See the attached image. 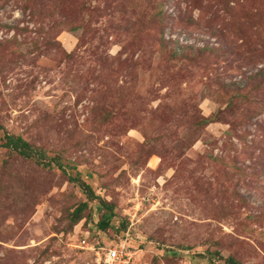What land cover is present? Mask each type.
I'll use <instances>...</instances> for the list:
<instances>
[{"label":"rangeland","instance_id":"374dc122","mask_svg":"<svg viewBox=\"0 0 264 264\" xmlns=\"http://www.w3.org/2000/svg\"><path fill=\"white\" fill-rule=\"evenodd\" d=\"M0 126V264H264V0H0Z\"/></svg>","mask_w":264,"mask_h":264},{"label":"built area","instance_id":"2783aa9c","mask_svg":"<svg viewBox=\"0 0 264 264\" xmlns=\"http://www.w3.org/2000/svg\"><path fill=\"white\" fill-rule=\"evenodd\" d=\"M77 246L90 251H94L95 248L93 244L87 241L86 237L81 238ZM98 250L95 252L96 264H128L131 258L128 249L123 244L113 247L102 246Z\"/></svg>","mask_w":264,"mask_h":264},{"label":"trees","instance_id":"16d2710c","mask_svg":"<svg viewBox=\"0 0 264 264\" xmlns=\"http://www.w3.org/2000/svg\"><path fill=\"white\" fill-rule=\"evenodd\" d=\"M1 129V126H0ZM1 137L4 139V142L2 143L3 146L9 147L11 149L17 150L19 154L29 157L31 155V147L30 145L26 142V140L22 139L20 136H14L12 134H9L7 132H3ZM83 188L88 192L89 197L94 199L95 196L90 190L89 186L85 183H82ZM102 204L106 205V202L101 201ZM81 208H78L77 211H79ZM111 214L105 215L101 218L100 223H101V228H106V226L109 223ZM231 264H233L232 259H228ZM230 264V263H229Z\"/></svg>","mask_w":264,"mask_h":264}]
</instances>
